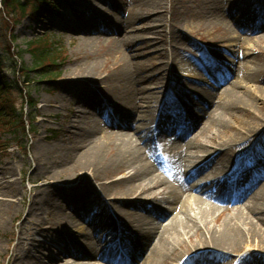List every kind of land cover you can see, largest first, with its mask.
<instances>
[{"label": "bare ground", "instance_id": "6f19581e", "mask_svg": "<svg viewBox=\"0 0 264 264\" xmlns=\"http://www.w3.org/2000/svg\"><path fill=\"white\" fill-rule=\"evenodd\" d=\"M100 1L99 8L88 10L87 20L69 27L68 31L75 34L80 53L98 50L100 46L93 39L99 32H105L110 40L121 41L120 46L108 51L111 58L102 71H99V60H88L87 57L84 59L87 62L67 73L66 77L76 81L64 82L55 104H61L63 93L81 87L74 116L75 131L70 133L67 145L39 146L37 149L35 171L45 183L36 188L28 211V217L42 220L46 216L47 221L56 223L46 231L36 259L31 258L29 246H35L38 241L31 238L28 246L17 244L12 264H52L59 254L63 255V249H67L72 259L67 264H175L183 259V264H234L235 260L230 257L240 254L249 243L264 250V178L261 177L264 174H238L233 170L228 174L229 183L225 184L214 174L216 170L228 167L233 158L240 164L238 151L247 148L264 127V87L253 91L241 82H235L229 95V87L222 88L217 94L210 91L219 86V82L236 76L237 63L228 61L226 56L229 49L243 52L251 43L261 45L264 19L259 23L250 15H241L245 0L196 1L204 5L205 24L217 35L215 56L230 67L216 79L211 77L209 83L191 67L180 66L178 59L173 58L174 70L168 78L182 91L183 106L169 94L166 105L158 114L153 104L166 95L165 83L163 75L154 77L155 74L147 72L146 61H139L144 47L137 26H152L143 33L162 40L165 37L162 11L169 10L165 7L166 0H132L129 16H120L117 22L108 12L115 9L121 14L117 5L119 0ZM259 4L264 6V0ZM172 8H175L173 3ZM242 20L246 23L244 27ZM177 31L176 26L171 25L173 40ZM237 32H242L248 39L236 37ZM178 39L186 40L182 36ZM250 50L256 51L252 53L253 57L264 61V49ZM247 54L243 57L244 66L239 69V78H244L248 84L258 83L264 71L258 66L250 68L252 55ZM148 61L155 66L153 58ZM71 62L77 63L78 59ZM104 100H108L106 105L116 120L109 123L108 132L99 133L94 115L102 113L101 102ZM46 102L50 104L51 100ZM198 109L203 111L202 116H194ZM217 109L228 119L218 122L219 117L214 115ZM241 116L246 117V123L240 121ZM135 121L140 125L133 126ZM213 126L217 133L210 138L212 150L202 145L197 147L200 138L208 135ZM130 127L134 139L120 131ZM173 131L180 133V138L167 143V146L171 143L178 146L174 149L176 153L172 151L173 155L165 163L157 158L153 139L155 134L160 137ZM183 140L184 144L179 143ZM189 147L199 154H209L201 158L198 168L194 157L187 156ZM205 171L208 173L197 182V176ZM81 172L84 174L80 184L74 186ZM11 174L8 167H0V196L3 198L17 196L15 184L10 181ZM84 177L99 183L101 193L134 200L116 204L91 201L92 190L88 182L82 183ZM52 180L57 184L51 183ZM261 183L257 192L249 194ZM186 194L191 195L184 199ZM79 198L84 203L78 201ZM85 204L94 206V210L83 208ZM166 204L170 208L165 207ZM193 205L199 209L197 215L192 210ZM12 206L8 201L0 200L1 225L5 224ZM220 206L227 208L219 218L228 209L235 208L222 222L215 219L212 227L209 220L218 214ZM72 216L78 218L79 224L73 223ZM155 217L170 218L168 228H154ZM105 231H108L106 239L100 237ZM191 234V238H199L187 246L183 237ZM76 238L80 240L75 242ZM55 244L61 245V249H53L51 245ZM126 253L132 257L129 259ZM252 257L255 255H244L239 262L254 264Z\"/></svg>", "mask_w": 264, "mask_h": 264}, {"label": "rangeland", "instance_id": "374dc122", "mask_svg": "<svg viewBox=\"0 0 264 264\" xmlns=\"http://www.w3.org/2000/svg\"><path fill=\"white\" fill-rule=\"evenodd\" d=\"M131 1L132 0L117 1L121 14L113 9L108 12L110 18L116 20V22L119 20L120 16L121 18H127L132 6ZM138 1L142 2V0ZM174 1L175 0H166L165 7H168L169 10L168 12H166V9L162 11L164 15V22H162L163 34L165 36L162 40L154 35L150 34L147 36L143 33L144 30L152 26L145 28L137 26V32L142 36L141 42L144 47L143 56L141 55L139 61H146L147 72L155 74L154 77L163 75L162 77L165 83L166 95L164 97L162 96L160 102H155L153 104V107L158 110V114H160L162 108L166 105L169 94H171V98L175 99L180 106H183L182 91L180 88L176 89L175 84L168 78L174 70L173 58L178 59L180 66L186 65L191 67L198 76L203 77L209 83L211 77L216 79L217 75L222 71H226L227 67H230L229 64L227 65L224 62H220V59L215 56V44H217V42H215V37H217V35L214 34L212 27L205 24L206 18L203 13L204 5L201 4L200 1L196 2L198 0H176V4H174ZM48 2L50 5L47 10L42 11L38 16L33 15L31 7L27 8L25 16L14 15L11 22V26L13 27L12 37L10 34L11 29L2 23L3 14L0 13V70H2L0 79L3 83L10 86L9 90H11L13 98L17 101L14 105L13 117L4 112H0V114L2 113V116H0V124H6L3 128H0V167L6 166L12 172L10 181L15 184L17 190V196L14 198H3L0 196V200H6L13 205L5 219V224H0V264H12L13 255L17 251V244L21 243L28 246V240L31 238H35L38 241L34 243L35 246H29L31 249H29L31 258L36 259L41 251L40 245L44 244L46 231L51 228L50 226L56 223L54 221H47L46 216L42 220H37L35 216L28 217V211L36 195V188L45 183L35 171L36 163L34 160L37 149L39 146L52 148L60 145H67L70 140V133L75 131L76 123L74 116L77 113L78 95L80 94L81 87L76 86L73 87V90L63 93L60 99L61 104H55V100L60 94V89L64 85V82L76 81V79H69V77H66L67 73L74 70V68L82 64V62H87V59L86 61L84 60L87 57L88 60H99V71H102L107 64V60L111 58L108 51L111 48L118 49L121 43V41L110 40V37H108L105 32H99L93 39V42L98 43L100 46L98 50L95 52L88 51L86 54L80 53L78 42L75 40V34L69 32L68 28L87 20V15L90 13L88 10L99 8L102 5L101 1L48 0ZM259 2H261V0H245L241 6V15H250L260 23L264 19V6H261ZM172 3L175 8H172ZM243 20L242 26L244 27L246 23H244L245 21ZM171 25L176 26L178 29L175 40H173L170 35ZM259 33L262 35V32ZM179 36L184 37L186 40L178 39ZM235 36L244 40L248 39L242 32H237ZM12 39L13 43H11ZM46 42L50 51L49 59H51V63L53 61L55 62L46 69H37L35 57L29 51V47L36 43ZM260 42L261 45L251 43L248 46L249 49L243 52H237V49L233 48L229 49L230 53L226 56L228 61L237 63V67L235 68L236 76L229 78L226 82H219V86L210 89L211 93L217 94L222 88L229 87L230 89L227 93V95H229L232 85L235 84V82H241V84L246 87L248 86V89L253 91L264 87L263 74H261V79L258 80V83L248 84V81L244 78H239V69L245 64L244 55H248L247 53L252 55V53L256 52L250 49H257L259 47L264 49V39ZM9 47H11L10 53ZM157 48H159V52H157ZM160 53H163V55L160 56ZM148 55L152 57H148ZM253 56L255 55H252V59L250 60L252 62L249 63V67L254 69L258 66L264 71V61H260L258 57ZM74 58L78 59L77 63L71 62ZM150 58L154 59L155 66L149 63L148 60ZM210 59H213V61H210ZM163 66H165V70L162 69ZM18 69L20 70V75ZM26 71H29L27 74L29 76L24 78L23 72ZM19 80L27 83L26 93H28V102L31 103L32 107H26L24 104L25 100L21 98L20 91L17 89ZM151 88L153 89L155 86L152 84ZM48 100H51L50 104L46 102ZM231 100L232 97H230V101ZM107 102L108 100L101 102L102 113L99 114L96 112V115H94V120L98 123L99 133L108 132L109 123L116 120L113 112L108 109L106 105ZM202 115L203 111L201 109H198L194 113V116ZM214 115L219 117L218 122L228 119L223 111L219 109L215 111ZM11 118L13 119L12 121ZM240 121L246 123L247 119L241 116ZM11 122H15L14 125ZM21 122H25L26 125L29 123V126L23 129L20 126ZM138 125H140L139 122H133V126L137 127ZM30 126H34V129L32 130ZM120 131L129 139H134V131L131 127L127 130L121 129ZM216 133L217 128L213 126L208 135H203L200 138L197 147L202 145L212 150L210 138L214 137ZM179 138L180 133L174 131L160 137H156L155 134L153 147L157 158L167 163V160L173 155L172 151H174L175 154L176 150L174 149L178 146L175 144L173 145V143L167 146V143H169L171 139L178 141ZM179 143L184 144V140L181 142L179 141ZM208 155L209 154H199L192 147L187 149V156L194 157L197 168L200 166L199 162L201 158ZM238 159L240 160V164L236 163L233 158L228 164L231 170L227 171L228 167L220 168L214 172L215 177L225 184L227 182L229 183L228 179L231 178L228 174L233 170L238 174L242 172H261L264 174V127L252 138L247 148L238 151ZM208 171L199 174L196 178L197 182L198 178L200 179V177H202L204 173H208ZM83 174V172L80 173L74 186L80 184ZM261 177L263 179L264 175ZM204 181L205 180L201 182ZM87 182L92 190L91 196L89 197L91 201L96 199L97 201L100 200V202H112L116 204L121 201L129 202L134 200L133 198L127 200L118 197L113 198L112 196H108L107 193H101L98 187L99 183L89 177H84L82 183ZM51 183L57 184L54 180H52ZM260 185H262V183L258 184L249 194L254 193ZM189 195L191 194H186L183 198L186 199ZM78 201H80V198ZM80 202L84 203L82 201ZM165 207L170 208L167 204ZM83 208L89 211L94 210V206L90 204H85ZM226 208V206H220L218 214L214 215L209 220L212 223V227L215 226L214 220L218 219L219 215L224 213ZM233 208L228 209L229 211L225 213L223 217L219 218L220 222L227 218L229 214H232ZM192 210L196 215L199 213V209L195 205H193ZM154 220L155 223L153 227L156 229L168 228L171 222L168 217H155ZM72 221L75 224H79V220L76 216H72ZM101 234L100 237L106 239L108 231L102 232ZM191 237H193V234L183 237V242L187 246H191V244L198 241L199 238ZM79 240L80 239L76 238L75 242ZM51 247H53V249H61L60 247L62 246L55 244L51 245ZM61 252L63 255L57 252L59 254L58 259L52 264H67L69 261L72 262L67 249H63ZM247 254L255 255V258H251V261L256 262L254 264H264V250L255 243H249L240 254L232 255L230 258L231 260H235L234 264H244L240 263L239 260L242 256ZM126 256L129 259L132 257L129 253H126ZM258 259L260 262H257ZM184 261L185 259L175 264H183Z\"/></svg>", "mask_w": 264, "mask_h": 264}, {"label": "trees", "instance_id": "16d2710c", "mask_svg": "<svg viewBox=\"0 0 264 264\" xmlns=\"http://www.w3.org/2000/svg\"><path fill=\"white\" fill-rule=\"evenodd\" d=\"M50 3L48 0H0V13L3 14V22L5 26L10 28V34L12 37V31L13 27L11 26L12 22V17L14 15L17 16H25L27 13V8L31 7L32 8V13L34 16H38L41 14L42 11H46L47 8L49 7ZM10 18V19H9ZM7 19V20H6ZM10 20V22H9ZM15 23V21H14ZM11 43H13V39L11 40ZM48 44L46 43H36L33 44L31 47H29V51L33 54L35 57L37 69H46L49 66L53 65L55 61L51 63L50 58V51L48 49ZM11 52V47H9ZM2 70H0V73ZM29 72V71H28ZM28 72H23L24 78L28 77L29 75ZM18 73L20 75V70L18 69ZM26 82H23L19 80L17 83V89L20 91L21 98L25 100L24 104L25 106H30L32 107L31 103L28 101V97L26 93ZM10 86L6 83H3L0 79V112H4L5 114L13 117V110H14V105L16 104V99L13 98V93L11 92ZM2 116V113L0 114ZM13 119L11 118V121ZM12 123V122H11ZM15 122L12 124L14 125ZM6 124H0V128H3ZM20 126L23 129H26L29 126V123L26 125L25 122H21ZM30 128L33 130L34 126H30Z\"/></svg>", "mask_w": 264, "mask_h": 264}]
</instances>
